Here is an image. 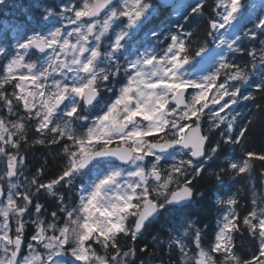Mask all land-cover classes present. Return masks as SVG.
Returning a JSON list of instances; mask_svg holds the SVG:
<instances>
[{
	"label": "snow or ice",
	"instance_id": "obj_1",
	"mask_svg": "<svg viewBox=\"0 0 264 264\" xmlns=\"http://www.w3.org/2000/svg\"><path fill=\"white\" fill-rule=\"evenodd\" d=\"M24 13L0 25V264H264V0Z\"/></svg>",
	"mask_w": 264,
	"mask_h": 264
},
{
	"label": "trees",
	"instance_id": "obj_2",
	"mask_svg": "<svg viewBox=\"0 0 264 264\" xmlns=\"http://www.w3.org/2000/svg\"><path fill=\"white\" fill-rule=\"evenodd\" d=\"M35 0H3V3L0 4V25L3 19L6 21L14 22L18 20L22 15H24V9H31ZM16 19V20H15ZM244 103V102H243ZM242 103V104H243ZM251 107V105H249ZM242 111L246 114L248 109L243 108ZM248 150L251 151H264V131H262L260 124L257 123L252 133L248 135V143L245 146ZM31 155H29L28 159L31 162L30 166H33L37 164L38 162L43 160L42 151L39 150V146H37V149L30 150ZM230 151V150H229ZM264 172V169H261L259 166V162H256V171L252 176V179L248 182L249 187H251L253 184H258L261 182L260 173ZM237 187H240L239 185ZM201 190H205L202 188ZM226 190V189H225ZM211 193H209V196L211 198ZM246 207L245 201L243 196H241V205L238 209L243 214V211ZM207 218L205 220L206 223H210L212 227H215V219H216V213L215 211H212L208 214H206ZM149 242H150V238ZM238 246L241 245L240 241H237ZM205 246H207V239H205ZM255 253L256 256H259V253L256 252V249L253 247V245L247 243L244 241L242 243V247H239V254L241 256H244L246 258H254L253 254Z\"/></svg>",
	"mask_w": 264,
	"mask_h": 264
}]
</instances>
